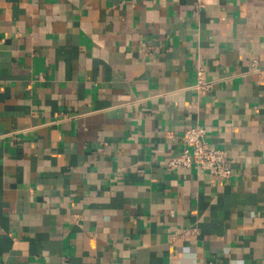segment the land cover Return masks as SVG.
Here are the masks:
<instances>
[{
  "label": "crops",
  "instance_id": "crops-1",
  "mask_svg": "<svg viewBox=\"0 0 264 264\" xmlns=\"http://www.w3.org/2000/svg\"><path fill=\"white\" fill-rule=\"evenodd\" d=\"M0 264H264V0H0Z\"/></svg>",
  "mask_w": 264,
  "mask_h": 264
},
{
  "label": "built area",
  "instance_id": "built-area-1",
  "mask_svg": "<svg viewBox=\"0 0 264 264\" xmlns=\"http://www.w3.org/2000/svg\"><path fill=\"white\" fill-rule=\"evenodd\" d=\"M217 0H196L198 6L216 3ZM199 88L210 86L209 81L203 77L201 69L196 71ZM204 129L201 126H193L181 134L182 147L180 151L171 156L166 161V166L170 170L187 169L194 167L196 169L206 170L211 175L219 178H227L231 174L232 158L221 149L209 146L203 139Z\"/></svg>",
  "mask_w": 264,
  "mask_h": 264
}]
</instances>
